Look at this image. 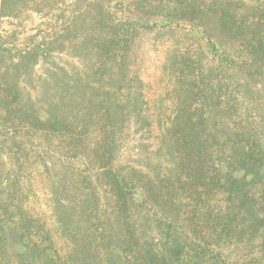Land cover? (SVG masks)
Returning a JSON list of instances; mask_svg holds the SVG:
<instances>
[{
    "label": "trees",
    "instance_id": "obj_1",
    "mask_svg": "<svg viewBox=\"0 0 264 264\" xmlns=\"http://www.w3.org/2000/svg\"><path fill=\"white\" fill-rule=\"evenodd\" d=\"M63 2L65 0H0V16L41 11ZM76 5L83 10L72 26L45 47L14 51L0 46V134L8 135L11 130L26 127L47 133V139L58 135L66 137L77 156L92 150L103 162L105 183L120 212L125 213L133 202L146 199L132 174L113 166L117 134L122 132L129 116L143 109L142 92L122 89L129 77L126 60L130 42L143 30L189 25L205 40L208 51L217 53L237 43L234 54L244 53L250 66L260 70L264 66V4L246 0H77ZM111 5L121 16L116 18ZM79 33L82 39L74 44V53L81 57L83 51H92L102 63L99 86L88 81L87 70L70 73L55 63L49 70V78L42 83V94L34 97L22 82L32 77L37 63L56 49L65 50L67 42L72 43ZM191 46L178 51L169 68L176 87L170 99L167 147L174 158L181 157V162L170 169L169 175L164 174L171 182L174 169L186 162L189 186L203 185L206 192H198L201 196L216 190L227 193L232 202L238 200V207L243 209L242 215L250 222L252 230L262 235L264 145L243 144L238 138L241 134L230 133L225 122L220 121L217 110L223 111L221 103L229 100L228 83L217 76L220 67L207 66L202 51H194ZM115 80L121 84L117 88ZM135 80L137 77L131 78ZM97 119L105 124L100 127ZM14 144H18L16 140ZM81 147L84 150L81 151ZM17 152L16 160L20 164ZM86 163L87 167H93L91 161ZM6 179V182L0 181V264L188 263L186 255L192 247L182 239L181 232L161 238L158 248L141 240L128 222L118 225V229L104 228L96 235L90 227L97 209L95 189L80 202L72 200L67 206L69 212L61 211L63 205L57 206L62 232L67 231V215L71 214L78 215L79 222L83 220L91 231L90 235L82 237L81 244L66 243L60 248V241L54 239L51 230L24 210L18 179L13 182L9 176ZM258 185L262 186L263 202L255 198L252 190ZM172 186L168 183L170 190ZM194 257L195 254L190 253L191 261Z\"/></svg>",
    "mask_w": 264,
    "mask_h": 264
},
{
    "label": "rangeland",
    "instance_id": "obj_2",
    "mask_svg": "<svg viewBox=\"0 0 264 264\" xmlns=\"http://www.w3.org/2000/svg\"><path fill=\"white\" fill-rule=\"evenodd\" d=\"M76 2L65 0L41 11L9 15L7 18L12 16V20L4 19L8 31L0 37V46L27 51L54 42L65 28L72 26L83 10ZM111 10L116 13V18L121 16L113 5ZM78 38L72 43L67 42L65 50L56 49L37 63L32 77L22 82L23 87L37 98L42 94V83L49 78V70L56 66L55 63L70 73L87 70L88 81L99 86L97 81L102 63L92 51H83L81 57L74 53L73 46L82 39V33ZM186 45H192L194 51L201 50L207 66L220 67L217 76L228 83L229 100L221 103L223 111L217 110L218 118L225 122L227 130L241 134L238 138L245 145L254 142L264 145V66L258 70L250 66L244 53L234 54L237 43L221 48L217 53L208 51L205 40L189 25L141 31L130 42L126 60L129 77L122 89L142 92L143 109L139 114L129 116L122 132L117 134L113 166L132 174L138 189L145 193V201L137 200L121 213L105 183L103 162L90 149L75 155L70 140L64 136L47 139V133L26 127L11 130L8 135L0 134V181L6 182L8 176L11 182L18 179L23 191L24 210L51 230L54 239L60 241V248L66 243H80L82 237L90 235L91 231L83 220L79 222L78 215L71 214L67 215V231L62 232L57 206L63 205L61 211L69 212L67 206L72 200L80 202L85 194L95 189L97 209L90 227L96 235H100L104 228L118 229V225L128 222L141 240L151 242L155 248L161 238L183 233L182 239L193 248L186 255V264H264V234L256 235L252 230L250 222L242 215L243 209L238 207V200L230 201L224 191L199 195L198 192H206V189L201 184L197 187L188 185L190 172L185 168L186 162L174 169L171 182L164 174L169 175L170 169L181 162V157L176 154L175 159L167 147L170 141L167 137L170 99L176 87L169 68L173 56L185 50ZM225 49L228 52L225 53ZM133 77L137 80L131 81ZM113 83L116 88L121 85L118 80ZM97 121L100 127L105 124L100 119ZM214 158H217L216 154ZM86 161H91L93 167H87ZM168 183L173 184L171 190ZM252 190L255 198L263 202L260 197L262 186ZM230 211L234 213L229 214ZM190 253L198 257L191 261Z\"/></svg>",
    "mask_w": 264,
    "mask_h": 264
},
{
    "label": "built area",
    "instance_id": "obj_3",
    "mask_svg": "<svg viewBox=\"0 0 264 264\" xmlns=\"http://www.w3.org/2000/svg\"><path fill=\"white\" fill-rule=\"evenodd\" d=\"M34 15L36 16L37 14L36 13H34ZM42 15V14H41ZM9 15H4V16H0V37H3L4 36V34L5 33H7V31H8V27H6L5 26V23L6 22H4V19L6 18V19H11L12 20V16L11 17H9V18H7ZM43 16V15H42ZM55 19H57L56 17H55ZM38 31V29L37 30H34V33H36Z\"/></svg>",
    "mask_w": 264,
    "mask_h": 264
},
{
    "label": "crops",
    "instance_id": "obj_4",
    "mask_svg": "<svg viewBox=\"0 0 264 264\" xmlns=\"http://www.w3.org/2000/svg\"><path fill=\"white\" fill-rule=\"evenodd\" d=\"M246 1H249V2H256V1H260V2H262V0H246Z\"/></svg>",
    "mask_w": 264,
    "mask_h": 264
}]
</instances>
